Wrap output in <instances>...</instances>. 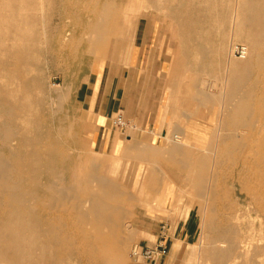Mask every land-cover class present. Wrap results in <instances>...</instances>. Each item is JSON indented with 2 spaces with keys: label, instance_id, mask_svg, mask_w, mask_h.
Listing matches in <instances>:
<instances>
[{
  "label": "rangeland",
  "instance_id": "374dc122",
  "mask_svg": "<svg viewBox=\"0 0 264 264\" xmlns=\"http://www.w3.org/2000/svg\"><path fill=\"white\" fill-rule=\"evenodd\" d=\"M235 2L0 0V123L3 122V126L0 125V157L11 170L9 183L14 186L12 193L0 192V195L4 193L0 196V264H54L55 261V264H156L163 254L155 261H146L132 257V250L136 245H156L148 244L141 229L149 212L145 195L155 192L154 186L168 182L176 185L170 196L173 198L170 213L182 219L189 218L195 229L193 243L178 249V255L184 258H180L178 264H229L234 257L238 260L235 264H264V260L261 261L264 259V226H261L264 225V196L259 198L260 179L249 150L264 120V113L259 109L264 103V63L258 60L264 58V49L261 47L263 41L256 36L248 20L242 28L243 35L233 39L231 18ZM147 24L153 27L152 39L147 47H135L141 59L137 73L149 66L160 69L164 62L171 60L168 70H171L172 82L167 90L163 89L161 99L177 98L175 108L181 112L178 122L181 126L195 116V140L181 135L180 141L171 140L173 134L166 140L157 139L152 134L136 133L133 128L120 134L125 143L121 154L100 152L91 144V125L79 108L76 92L81 82L105 67L106 75L113 65L116 66L114 70L119 67L121 73L125 67L127 74L134 33L140 30L142 34ZM93 35H98L96 41ZM251 37L256 43L252 61L243 67L232 65L230 69V60L232 63L241 60L240 52H235L237 46H245L247 38ZM217 42L225 45V53L216 50ZM218 53L225 54H221L223 59ZM151 55L153 58L161 56L162 61H149ZM225 68L233 71L229 74L232 84L237 76L242 83L226 102L221 118L219 99ZM163 80L165 85L164 75ZM142 85L129 86L126 92L147 91ZM124 93L121 89L122 97ZM248 94L251 96L249 114L237 121L229 113L231 107ZM5 128L10 131L9 141L2 137ZM219 131L221 137L217 136ZM170 147L183 162L184 171L165 162V150ZM154 153L158 154L155 159ZM196 159L201 161L200 168L197 166L201 169L198 190L195 189ZM96 180L107 186L94 193ZM214 185H218V189ZM108 186L119 193L117 204L127 212L124 227L130 232L129 243L121 258L110 253L97 261L87 260L77 246L70 228L71 220L57 212L41 213L31 199L53 187L76 194L82 207L84 198L105 194ZM55 236L65 238L67 245L58 242Z\"/></svg>",
  "mask_w": 264,
  "mask_h": 264
},
{
  "label": "crops",
  "instance_id": "0c3cea01",
  "mask_svg": "<svg viewBox=\"0 0 264 264\" xmlns=\"http://www.w3.org/2000/svg\"><path fill=\"white\" fill-rule=\"evenodd\" d=\"M152 29L151 24L144 26L142 34L140 30L136 29L134 45L129 53L130 66H128L127 74L124 72L125 67L122 68L123 73H121L119 67L114 70L116 66L113 65L110 67L109 74L106 75L105 67L101 72H93L88 80L81 82L82 84L76 92L79 108L91 125L89 131L91 144L100 152L113 154L123 152L125 143L120 134L124 132L113 126V119L117 114H122L127 120L134 123L136 133L152 134L153 137L164 140L170 134H173L171 140L179 141L181 136H185L191 141L195 140V116H192L184 126H181L178 124L181 112L175 108L177 98L172 97L169 100L166 96L165 99H161L163 89L167 90L172 82L171 70H168L171 60L169 63L164 62L160 69L149 66L141 73H137L138 61L141 59L140 53L135 47L148 46L152 39ZM149 61L161 62L162 58L161 56L153 58L151 55ZM163 75L166 77L165 85ZM140 84H144L142 86L146 87L147 91L143 93L126 92L127 87L134 85L137 88ZM121 89L125 91L123 97L120 95ZM154 154L153 159L158 156L157 153ZM165 154L167 159L165 162L168 165L184 171L181 168L183 162L178 160L174 148H168L165 150ZM174 185L172 182H168L166 185L154 186L153 188H157V190L145 195V204L149 206V212L146 210L147 218L141 229L145 238L148 239V244L157 243L158 240H162V235L165 234L164 242L167 251L156 264H178V261L184 259L178 255V249L184 244L193 243V237H195V229L193 223L188 220L189 218L182 219L170 213L173 206L171 200L173 198L170 196L173 194Z\"/></svg>",
  "mask_w": 264,
  "mask_h": 264
},
{
  "label": "bare ground",
  "instance_id": "6f19581e",
  "mask_svg": "<svg viewBox=\"0 0 264 264\" xmlns=\"http://www.w3.org/2000/svg\"><path fill=\"white\" fill-rule=\"evenodd\" d=\"M92 1V0H91ZM167 1V0H166ZM76 2V1H75ZM78 2V1H77ZM185 2V1H184ZM94 4V3H93ZM73 5V4H72ZM84 5V4H83ZM88 5V4H87ZM98 5V4H97ZM175 5V4H174ZM184 5V4H183ZM75 6V5H74ZM78 6V5H77ZM179 6V5H178ZM84 7V6H83ZM148 7V6H147ZM76 8V7H75ZM90 8V6H89ZM105 8V7H104ZM103 8V9H104ZM94 9V8H93ZM174 9V8H173ZM101 10V9H100ZM94 11V10H93ZM103 11V10H102ZM90 11H88L89 13ZM91 14V13H90ZM106 17V16H105ZM250 22V24H252V28H255V33L256 36H258V38H260L263 43L261 44L262 49H264V0H236L235 2V7H234V12L232 14V18H231V22H232V32H233V39L237 40L240 38V35H243V31L245 28V25L247 24L248 21ZM101 26V25H100ZM86 27V26H85ZM251 30V29H250ZM92 31V30H91ZM88 32V31H87ZM99 34V32H98ZM102 34V33H101ZM89 35H91L89 33ZM95 35V34H94ZM93 35V36H94ZM103 35V34H102ZM105 35V34H104ZM63 36V35H62ZM87 36V35H86ZM97 36H94L95 40L97 39ZM90 36H88L87 38H89ZM101 37V36H99ZM91 38V37H90ZM237 38V39H236ZM100 39V38H99ZM104 39V36H103ZM231 39V38H230ZM101 40V39H100ZM260 40V41H261ZM62 41V40H61ZM76 41V40H75ZM20 42V41H19ZM102 42V41H101ZM92 43V42H91ZM99 43V42H98ZM68 45V44H67ZM247 45V46H246ZM246 45H242V50L240 52V58L241 60H237L234 61L232 63V61L230 60V69L231 66L234 65L235 67H243L246 66L248 64H250V62L253 59V50L256 47V43L254 41V37L251 38H247L246 40ZM225 45H223V43L221 44V42H217L216 44V50L220 51L223 53H225ZM215 49V48H214ZM240 49V46H237L235 52H237ZM261 49V48H260ZM261 49V50H262ZM217 51V52H218ZM251 51V52H250ZM217 52H215V54H217ZM221 53V54H222ZM219 56L221 55L220 53H218ZM251 54V56H250ZM4 55V54H3ZM16 55V54H15ZM225 55V54H222ZM221 55L222 59L223 56ZM229 55V54H228ZM218 56V55H217ZM218 56V57H219ZM17 57V56H15ZM231 57V55H230ZM257 57V56H255ZM225 58V57H224ZM243 58V59H242ZM220 59V58H218ZM229 59V58H228ZM221 60V59H220ZM257 60V59H256ZM261 61V63H264V58H260L259 59ZM228 61V60H227ZM226 62V61H225ZM224 62V63H225ZM225 65V64H224ZM228 66V63L226 64ZM225 65V66H226ZM256 67V66H255ZM228 69V68H227ZM230 69L226 70V75H225V79L222 82L221 85V89H220V93H221V97L219 99V102L221 104V118H223L224 115V111L226 110L225 108V104L228 101L229 98L233 97L234 94V90L236 88V86L241 85V79L239 78V76L233 78V82L234 84H232V82H230V77L229 74H231ZM256 72V71H255ZM249 74V73H248ZM264 75V74H263ZM262 75V76H263ZM36 77V76H35ZM5 78V77H4ZM222 80V79H221ZM232 80V79H231ZM40 83V82H39ZM217 83V82H216ZM215 83V84H216ZM205 84V83H204ZM221 84V83H220ZM21 87H23L21 85ZM204 87V85H203ZM213 87L214 86L213 84ZM217 88V87H216ZM214 89V88H213ZM212 89V90H213ZM218 89V88H217ZM256 89V88H255ZM254 89V90H255ZM245 90V89H244ZM256 91H258L256 89ZM261 91V90H259ZM209 92V91H208ZM215 92V91H213ZM212 94V93H211ZM216 94V93H215ZM214 95V93H213ZM258 95V94H257ZM216 96V95H215ZM256 96V95H255ZM254 96V97H255ZM259 96V95H258ZM16 97V96H15ZM6 98V97H5ZM263 99V98H262ZM259 100L261 101V99L259 98ZM259 101V102H260ZM6 102V101H5ZM242 103V104H241ZM250 103H251V96L250 94L246 95L241 101L236 102L235 104H233V106L231 107L230 110V114L231 117L233 119L237 118L239 121V118H241L244 114L248 113L249 114V110H250ZM5 104V103H4ZM8 104V103H7ZM10 104V103H9ZM259 104V103H258ZM264 103L260 104L259 109L260 111H262L264 113ZM253 105V103H252ZM2 106V105H1ZM219 106V105H218ZM11 107V106H10ZM16 110V109H15ZM3 111H1L2 113ZM16 112V111H14ZM9 113V112H8ZM9 117V114H8ZM11 117V116H10ZM15 117V116H14ZM10 118H8L9 120ZM12 120V119H11ZM235 121V120H234ZM236 121V122H237ZM6 122V120H5ZM254 122V121H253ZM3 124V122H2ZM0 123V125H2ZM254 125V124H253ZM3 126V125H2ZM258 126V125H257ZM21 127V126H20ZM6 129V128H5ZM249 129V127H248ZM219 130H221L219 128ZM244 132V131H243ZM240 133V132H239ZM248 133V131H247ZM255 133V131L253 132ZM2 133H0L1 135ZM213 134V133H212ZM233 134V133H232ZM246 134V133H245ZM220 135V137L222 136V133L219 131L217 133V136ZM227 135V134H226ZM255 135V134H254ZM253 136V135H252ZM3 139H6V141H9L10 139V131L9 130H4L3 131V135H2ZM20 137V136H19ZM40 137V136H39ZM227 137V136H225ZM249 137V136H247ZM48 138V137H47ZM229 138V137H228ZM256 142H254L251 147H250V153H251V158L253 160V162H255V171H256V175L257 177H259L260 182H259V188H258V194H260L262 198V196H264V120L262 119L260 122V125L258 127V132H257V136L255 137ZM1 139V138H0ZM25 139V138H24ZM51 139V138H50ZM224 139V138H223ZM230 139V138H229ZM18 140V139H17ZM2 141V140H0ZM46 141V140H45ZM180 141V140H179ZM4 142V141H3ZM24 142V140L22 141ZM52 142V141H51ZM49 142V143H51ZM235 142H238L237 139H235ZM10 143V142H9ZM21 143V142H20ZM46 143V142H45ZM43 143V144H45ZM47 144L49 146H51L50 144ZM225 143V142H224ZM223 143V146H224ZM252 143V142H251ZM222 144V142L220 143ZM219 144V145H220ZM22 145V144H21ZM25 145V144H23ZM32 145V144H31ZM35 146V144H33ZM217 145V144H216ZM218 145V146H219ZM16 145H14L15 147ZM26 146V145H25ZM30 146V145H29ZM44 146V145H43ZM19 147V146H18ZM24 146H22L23 148ZM53 147V146H52ZM225 147V146H224ZM5 148V147H4ZM38 148V147H37ZM67 148V147H66ZM216 148V147H215ZM221 148V147H220ZM231 148V147H230ZM18 149V148H16ZM32 149V148H31ZM30 149V150H31ZM45 149V148H44ZM246 149V148H245ZM2 150V149H1ZM34 150V148H33ZM40 150V149H39ZM231 149H229L228 151L230 152ZM19 152V151H18ZM220 152V150H219ZM234 152V151H233ZM24 153V152H23ZM40 153V152H38ZM223 154V153H222ZM24 155V154H23ZM41 155V154H40ZM244 155V154H243ZM243 155L241 157H243ZM32 156V155H31ZM25 157V156H24ZM23 157V158H24ZM55 157V156H54ZM3 158V157H2ZM2 158L0 157V192H9L12 193V190L14 189L13 185L11 183H9V174L11 172L10 168L8 166H6V164L4 163V161L2 160ZM28 158V157H27ZM31 158V157H30ZM59 158V157H58ZM217 158V157H216ZM25 159V158H24ZM23 159V160H24ZM60 159V158H59ZM240 159V158H239ZM249 159V158H248ZM6 160V159H5ZM27 160V159H26ZM35 160V159H34ZM45 160V158H44ZM219 160V159H218ZM28 161V160H27ZM32 162V160H30ZM220 161V160H219ZM29 162V161H28ZM45 162V161H44ZM43 162V163H44ZM200 160L196 159L195 164V189H199L201 188V178H200V172L201 169H199L200 167ZM248 162V161H247ZM27 163V162H26ZM25 164V162H24ZM35 164V163H33ZM59 164V163H58ZM207 164V163H206ZM253 164V163H252ZM30 165V164H29ZM36 166V165H34ZM199 168H198V167ZM30 167V166H29ZM209 167V166H208ZM20 168V166H19ZM26 171H27V167H25ZM31 168V167H30ZM32 168L34 169V167L32 166ZM244 168V167H241ZM252 168V167H251ZM18 169V168H17ZM24 169V168H23ZM210 169V168H209ZM207 169V170H209ZM213 169V168H212ZM32 171V169H30ZM68 172V170H66ZM213 171V170H212ZM25 171H23L24 173ZM38 173V172H37ZM36 173V175H37ZM252 173V172H251ZM255 173V172H254ZM24 174H28L27 172ZM71 174V173H70ZM223 174V173H222ZM29 175V174H28ZM69 175V173H68ZM31 176V175H30ZM35 176V175H34ZM70 176V175H69ZM211 176V175H210ZM37 177V176H36ZM68 177V176H67ZM66 177V179H67ZM216 177V176H215ZM240 177V176H239ZM249 177V175H248ZM247 177V178H248ZM256 177V176H255ZM28 178V177H27ZM30 179V178H29ZM28 179V180H29ZM35 180V179H34ZM245 180V179H244ZM220 180H218L219 182ZM27 182V181H26ZM97 184L94 186L93 192L94 191H99L104 189L107 184L101 180H96ZM69 183V181H68ZM211 183V182H210ZM217 183V181H216ZM70 184V183H69ZM215 184V183H214ZM241 184V183H239ZM216 185V184H215ZM214 185V186H215ZM27 186V183H26ZM218 186V185H217ZM217 186H215V188H217ZM210 187V186H209ZM30 188V187H29ZM38 188V187H37ZM41 189V188H40ZM39 189V190H40ZM218 189V188H217ZM216 189V190H217ZM223 189V188H222ZM38 190V189H37ZM222 191V190H221ZM246 191V190H245ZM209 192V189H208ZM223 192V191H222ZM95 193V192H94ZM4 194V193H3ZM2 194V195H3ZM119 195V193H116V191L114 189L111 188V186H108V192H106L105 194H91L89 195L86 199L84 198V201L82 202V207H81V200L80 198L76 195L73 194L71 192H66L63 189H59V188H53V187H49L47 190L44 191V194L42 196L39 195H34L31 197V199L34 202V205L36 207V209L40 210L41 213H49V214H53V212H57L60 215H63L64 217H66L67 219L71 220V230L73 232V234L75 235L76 239H77V246L78 248H80L83 251V254L87 256V260H91V261H97L100 259V257L102 255H104V257L109 256V254H113L116 257L121 258L123 256L124 251H126L125 246L128 242V232L125 229V219H127V212L121 208H119L118 206V200H116V195ZM0 195V196H2ZM224 195V194H223ZM8 197V196H7ZM209 197V196H208ZM207 197V198H208ZM215 197V196H214ZM9 198V197H8ZM14 199V197H12ZM2 199V198H1ZM218 199V198H217ZM216 199V201H217ZM223 199V198H221ZM5 200V199H4ZM224 200V199H223ZM3 201V200H2ZM201 201V200H200ZM220 200H218L219 202ZM1 202V201H0ZM8 202V200H7ZM207 202V201H206ZM222 202V201H221ZM219 202V203H221ZM262 202V201H261ZM4 202H2L3 204ZM9 203V202H8ZM200 204V203H199ZM207 204V203H206ZM206 204L204 205V207L206 206ZM223 204V202H222ZM226 204V203H225ZM10 205V203H9ZM13 205V204H12ZM15 205V204H14ZM261 205V203L259 202V206ZM18 206V205H17ZM4 207V206H2ZM23 207V206H22ZM25 207V206H24ZM250 207V206H249ZM5 208V207H4ZM3 208V209H4ZM12 208V207H11ZM207 208V207H206ZM226 208V207H225ZM256 208V207H255ZM1 209V208H0ZM8 209V207H6V210ZM13 210V209H12ZM4 211V210H3ZM130 211V210H129ZM208 211V210H207ZM226 211V210H225ZM229 211V210H227ZM25 212V211H24ZM205 212V210H204ZM262 212V211H261ZM2 213V212H1ZM4 213V212H3ZM7 213V212H6ZM27 213V212H26ZM209 213V212H208ZM5 214V213H4ZM8 214V213H7ZM6 214V215H7ZM38 214V213H36ZM40 214V215H43ZM48 214V215H49ZM204 214V213H203ZM239 214V213H238ZM2 216V214H0ZM90 215V217H89ZM129 215V214H128ZM205 215V214H204ZM209 215V214H207ZM225 215V214H223ZM228 215V214H227ZM4 217V216H3ZM2 217V218H3ZM7 217V216H6ZM27 217V215H26ZM44 217V216H43ZM46 217V216H45ZM226 217V216H225ZM246 217V216H245ZM244 217V218H245ZM28 218V217H27ZM41 218V216H40ZM202 218V217H201ZM205 218V217H204ZM5 219V218H4ZM39 219V218H38ZM46 219V218H45ZM47 221H49V217H47ZM53 219V218H52ZM219 219V216H218ZM204 220V219H202ZM216 220V219H215ZM258 220V219H257ZM6 221V220H5ZM41 221V220H40ZM52 221V220H51ZM57 221V220H56ZM67 221V220H66ZM50 222V221H49ZM256 222V220H255ZM258 222V221H257ZM264 222V221H263ZM44 223V222H43ZM58 227V222H55ZM54 223V224H55ZM66 224V222H64ZM204 223V222H203ZM42 224V223H41ZM62 224V223H61ZM1 225V222H0ZM40 225V224H39ZM47 225V224H46ZM215 225V224H214ZM42 226V225H41ZM52 226V225H51ZM55 226V227H56ZM61 226V225H60ZM262 227L264 225H261ZM213 227V226H212ZM66 228V227H65ZM219 228V227H218ZM264 228V227H263ZM51 229V227H50ZM59 229V228H58ZM57 229V230H58ZM128 229V228H127ZM62 230V229H61ZM66 230V229H65ZM54 231V229H53ZM59 231V230H58ZM256 232V230H254ZM260 231V230H259ZM44 232V231H43ZM47 232V231H46ZM56 232V231H55ZM65 232V231H64ZM68 232V230H67ZM254 232V233H255ZM264 232V230H263ZM49 233V231H48ZM61 233V232H60ZM130 233V232H129ZM259 234H261V232H258ZM257 233V235H258ZM62 234V233H61ZM66 234V233H65ZM70 234V233H68ZM67 234V235H68ZM43 235V233H42ZM63 235V234H62ZM46 236V234H45ZM51 236V235H50ZM61 236V235H60ZM64 236V235H63ZM5 237V236H4ZM52 237V236H51ZM69 237V236H68ZM241 237V236H240ZM252 237V235H251ZM254 237V236H253ZM258 237V236H257ZM8 238V236H7ZM58 242L61 243H65L64 245L66 246L68 241H65V238H59V236H55L54 237ZM242 238V237H241ZM6 239V238H5ZM51 239V238H50ZM254 239V238H253ZM54 240V239H53ZM67 240V239H66ZM72 240V239H71ZM70 240V241H71ZM242 240V239H241ZM261 241V240H259ZM47 242V241H46ZM54 242V241H53ZM72 242V241H71ZM262 242V241H261ZM60 243V244H61ZM73 243V242H72ZM72 243H69L72 244ZM129 243V242H128ZM249 243V242H248ZM251 243V242H250ZM256 243V242H255ZM45 244V243H44ZM59 244V245H60ZM253 244V243H251ZM258 244V243H257ZM261 244V243H259ZM49 245V244H48ZM68 245V246H69ZM129 245V244H128ZM57 246V244H56ZM219 246V245H218ZM244 246V245H242ZM60 247V246H59ZM61 248V247H60ZM129 248V247H128ZM250 249L252 247H249ZM64 249V248H63ZM128 250V249H127ZM200 250V249H199ZM62 251V250H61ZM65 251V249H64ZM127 252V251H126ZM250 252V251H249ZM61 253V252H60ZM11 254V253H10ZM48 254V253H47ZM59 254V253H58ZM64 254V253H63ZM82 254V253H81ZM82 254V255H83ZM248 254V253H247ZM54 255V254H53ZM62 255V254H61ZM66 255V254H65ZM250 255V254H249ZM56 256V255H55ZM63 257V256H62ZM10 258V257H9ZM60 258V257H59ZM260 258V257H258ZM263 258V257H262ZM111 259V258H110ZM62 260V259H61ZM112 260V259H111ZM237 258L234 257V259L229 263V264H235L236 263ZM248 260V259H247ZM254 260V259H253ZM264 259H262L261 261H263ZM46 261V259H45ZM51 261V260H50ZM238 261V260H237ZM57 262V261H55ZM54 262V264H55ZM263 263V262H262ZM261 263V264H262ZM44 264V263H43ZM59 264V263H58ZM247 264V263H246Z\"/></svg>",
  "mask_w": 264,
  "mask_h": 264
},
{
  "label": "built area",
  "instance_id": "2783aa9c",
  "mask_svg": "<svg viewBox=\"0 0 264 264\" xmlns=\"http://www.w3.org/2000/svg\"><path fill=\"white\" fill-rule=\"evenodd\" d=\"M241 50H242V46L238 51L241 52ZM113 126L125 132L129 129H133L135 127V124L127 120L122 114H117V116L113 119ZM162 239H165V234L162 235ZM166 251L167 249L164 244V241L160 240L154 246H147V247H143L140 245L134 246L132 250V257L136 259H144L146 261H154L161 254L166 253Z\"/></svg>",
  "mask_w": 264,
  "mask_h": 264
}]
</instances>
